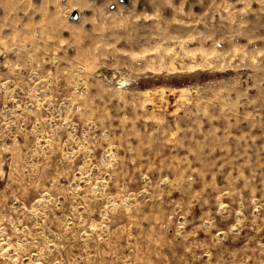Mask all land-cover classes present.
I'll use <instances>...</instances> for the list:
<instances>
[{"label":"rangeland","instance_id":"obj_1","mask_svg":"<svg viewBox=\"0 0 264 264\" xmlns=\"http://www.w3.org/2000/svg\"><path fill=\"white\" fill-rule=\"evenodd\" d=\"M0 264H264V0H0Z\"/></svg>","mask_w":264,"mask_h":264}]
</instances>
